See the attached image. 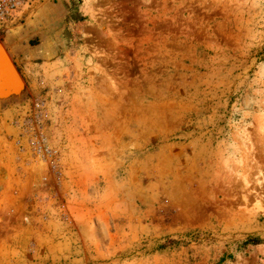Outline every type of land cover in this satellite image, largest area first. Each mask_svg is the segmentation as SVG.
<instances>
[{
    "label": "rangeland",
    "instance_id": "rangeland-1",
    "mask_svg": "<svg viewBox=\"0 0 264 264\" xmlns=\"http://www.w3.org/2000/svg\"><path fill=\"white\" fill-rule=\"evenodd\" d=\"M25 2L0 264H264V0Z\"/></svg>",
    "mask_w": 264,
    "mask_h": 264
},
{
    "label": "built area",
    "instance_id": "built-area-1",
    "mask_svg": "<svg viewBox=\"0 0 264 264\" xmlns=\"http://www.w3.org/2000/svg\"><path fill=\"white\" fill-rule=\"evenodd\" d=\"M26 0H0V29L11 26L21 18L23 9L28 6Z\"/></svg>",
    "mask_w": 264,
    "mask_h": 264
},
{
    "label": "water",
    "instance_id": "water-1",
    "mask_svg": "<svg viewBox=\"0 0 264 264\" xmlns=\"http://www.w3.org/2000/svg\"><path fill=\"white\" fill-rule=\"evenodd\" d=\"M0 56L3 58V60H5L7 62V65H9V67H10V65H11L10 61L7 59V57H4L6 55H4V53L1 52ZM10 72L13 74V76L16 75V72L14 70H10Z\"/></svg>",
    "mask_w": 264,
    "mask_h": 264
},
{
    "label": "bare ground",
    "instance_id": "bare-ground-1",
    "mask_svg": "<svg viewBox=\"0 0 264 264\" xmlns=\"http://www.w3.org/2000/svg\"><path fill=\"white\" fill-rule=\"evenodd\" d=\"M1 60H2L3 62H2ZM1 60H0V61H1L0 65H3V64H4V65H5V68H6L7 66H9V65H7V62H6L5 60H3V59H1Z\"/></svg>",
    "mask_w": 264,
    "mask_h": 264
}]
</instances>
